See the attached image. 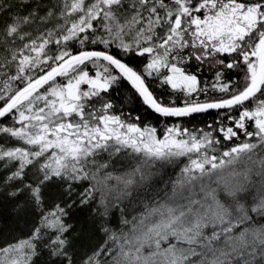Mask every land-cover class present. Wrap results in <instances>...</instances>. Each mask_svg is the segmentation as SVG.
I'll return each instance as SVG.
<instances>
[{
  "label": "snow or ice",
  "instance_id": "1",
  "mask_svg": "<svg viewBox=\"0 0 264 264\" xmlns=\"http://www.w3.org/2000/svg\"><path fill=\"white\" fill-rule=\"evenodd\" d=\"M66 146L93 178L67 181L65 211L78 203L107 219L102 181L123 190L115 229L158 206L151 264H264L253 228L264 227L254 199L264 190V0H0V180L18 184L9 195L27 189L39 204L30 173L41 186L61 178L52 162ZM210 192L234 215L193 224L211 211ZM109 248L97 258L111 260Z\"/></svg>",
  "mask_w": 264,
  "mask_h": 264
},
{
  "label": "trees",
  "instance_id": "2",
  "mask_svg": "<svg viewBox=\"0 0 264 264\" xmlns=\"http://www.w3.org/2000/svg\"><path fill=\"white\" fill-rule=\"evenodd\" d=\"M27 151L31 152L32 149ZM10 164L11 161L5 167ZM52 167L61 172V178L53 179L42 186L37 183L39 175L35 171L30 173L34 187L41 189L37 193L39 204L36 203L37 196L31 195L27 189L15 197L9 195L11 191L17 190L18 184L9 185L0 180V244L11 245L6 252H0V262L10 264L21 261L25 264H36L32 258L39 253L41 264H65L63 260L65 254L72 255L73 264H80L82 261L85 264H134L122 257V251L129 244L140 222L153 210V207L158 206L153 205L144 211L137 210L132 213V218L123 220L129 227L119 229H115V226L109 223L113 218L111 211L113 204H105L102 200L100 208L102 215L107 219H101L100 214L93 216L89 207L81 211L78 203H74L65 211L64 206L68 202L69 195L64 191L67 181L78 178L92 179L91 175H86L91 173L92 169L86 167L84 156L59 164L53 161ZM4 174L3 169H0V176ZM70 187L73 193L72 200L78 201L79 197L74 193L80 190L79 186L73 184ZM93 187L95 188L96 185ZM263 198L264 190L257 187L254 193L257 205ZM18 205L23 207L17 210ZM224 205L231 211L230 217H232L234 215L232 207L225 203ZM57 218H59L58 222H56ZM101 227L105 229L106 234L98 230ZM37 228L39 231L33 232ZM253 228L264 232V227L257 229L253 226ZM109 245L112 259H98L95 254L96 249ZM53 254L55 259L51 258ZM89 254H91L90 259L86 260Z\"/></svg>",
  "mask_w": 264,
  "mask_h": 264
},
{
  "label": "rangeland",
  "instance_id": "3",
  "mask_svg": "<svg viewBox=\"0 0 264 264\" xmlns=\"http://www.w3.org/2000/svg\"><path fill=\"white\" fill-rule=\"evenodd\" d=\"M68 148L67 153L65 154L66 158L60 160L59 163H64L65 161H73L72 154L75 152V149L71 146H66ZM84 156L83 153L79 154V157ZM78 157V158H79ZM77 158V159H78ZM58 163V164H59ZM86 177V175L84 174ZM128 179L127 176H122L121 181L126 182ZM102 202L105 204H112V200L119 192L123 191L122 189H117L115 185H107L106 182L102 181ZM209 197H212V193H208ZM264 201V198L260 201ZM208 208L211 209L210 212H196L193 213L194 219L193 224L199 222L203 225L205 222H210L214 217H230V210L225 208L224 202H217L214 198H211L210 203L205 202ZM260 206V203L257 205ZM156 213L152 210L139 224L138 228L133 232L132 237L130 238L129 244L122 251V257L127 258L130 262L134 264H151V257L148 252V244L151 243V239L154 236V233L157 229V225L161 220L153 219ZM205 215H207V221L205 220ZM10 264H25L21 261Z\"/></svg>",
  "mask_w": 264,
  "mask_h": 264
}]
</instances>
